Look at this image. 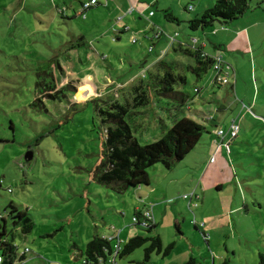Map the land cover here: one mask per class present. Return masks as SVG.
I'll return each mask as SVG.
<instances>
[{"label": "rangeland", "instance_id": "rangeland-1", "mask_svg": "<svg viewBox=\"0 0 264 264\" xmlns=\"http://www.w3.org/2000/svg\"><path fill=\"white\" fill-rule=\"evenodd\" d=\"M99 1L102 4L83 19L79 0H0V226L13 231L18 252L26 253V260L15 264H64L74 245L85 249L95 235L117 237L118 233L121 245L135 235L158 236L164 248L174 245L165 258L154 253L150 264L175 259L183 264L191 257L197 264H213V260L215 264H263L259 253L264 252V30L262 44L249 52L218 50L238 72L233 86H212L211 69L197 77L185 67L188 62L196 65L193 58L171 53L184 65L168 60L162 74L169 67L176 77L185 79L186 83L175 84V90L186 101L149 91L151 104L125 119L140 145L158 141L182 118L204 126L202 139L170 168L163 164L149 168L148 186L118 194L93 178L107 128L103 122L107 116L100 110H106L105 102L123 103L130 97L131 89L121 85L131 77L138 75L147 86L149 73L141 72L140 59L155 60L156 53L149 54V47L169 40H155L149 23L137 24L134 15L115 12L113 0L109 6ZM185 1L195 7L185 15L172 1L173 10L183 19L205 12L200 0ZM209 1L205 0L207 6ZM258 1H250L249 12L258 8ZM57 5L60 11L66 10L68 19L59 15ZM158 14L162 21L157 26L178 31L177 41L186 49L205 42L210 53L216 51L213 45L219 43L218 36L243 20L216 21L205 30L192 31L187 23H168L163 12ZM119 16L125 20L118 21ZM126 27L130 31H118ZM82 38L84 45L71 49L67 57L66 47ZM234 46L241 43L236 41ZM56 56L70 76L80 80L81 94L78 89L71 104L46 100L48 112H39L31 107L37 73ZM131 56L138 64L130 63ZM223 104L228 108L224 112L219 110ZM234 119L240 126L238 137L226 140L228 149L218 148L215 133L220 128L227 131ZM28 152L33 154L31 160L25 159ZM147 190L152 193L140 198ZM193 191L199 198L190 205L183 196ZM243 201L248 203L246 209ZM11 203L28 213V234L13 225ZM155 204H159L154 209L158 226L146 231L133 224L135 207ZM238 206L240 210L232 211ZM194 221L205 225L201 231L210 235L208 242ZM149 245L119 257L117 264L143 261Z\"/></svg>", "mask_w": 264, "mask_h": 264}, {"label": "trees", "instance_id": "trees-1", "mask_svg": "<svg viewBox=\"0 0 264 264\" xmlns=\"http://www.w3.org/2000/svg\"><path fill=\"white\" fill-rule=\"evenodd\" d=\"M250 1L252 0H217L214 6L205 10L200 17L187 22L189 29L192 31L205 30L213 26L216 21L229 23L242 16L250 8ZM55 8L63 18H69L65 15L66 12L64 10L60 11L57 7ZM164 15L168 21H178L169 12H164ZM178 22L181 23L180 21ZM82 45H84L83 38L77 44L66 47V51H68L67 57L70 55L71 49ZM182 51L191 55L189 49H183ZM198 57L199 55H197ZM210 66L212 68V62L207 59L200 67L187 68V70L200 77L203 67L209 68ZM79 83L80 80L70 76L67 68L62 65L60 57H54L53 62H49L45 69L37 73L36 98L31 103L32 109L39 112H48L46 100L58 103L67 101L71 104V96L74 98L78 89L79 95L81 94ZM180 83H186L185 79L180 76L176 77L173 69L167 67L163 78L156 84L159 90L154 92L167 98H180L184 102L186 101L184 95L175 90V84ZM151 100L148 88L139 86L135 88L133 96L127 98L123 103L119 100L105 102L106 110H100L101 114L107 116V119L103 120L104 123H107V128L105 129L106 135L102 143L100 163L93 172L94 181L99 185L109 188L118 194H123L130 189L137 190L140 187L148 186L150 179L147 170L149 168L156 164H163L166 168H170L174 163L182 161L192 152L202 139L203 131L205 130L204 126L190 118H182L176 121L158 141L140 145L125 117L138 108L147 107L151 104ZM226 140L230 141L231 138L227 137ZM9 208L12 209L9 212V216L13 225L21 228L24 234H28L31 228V219L28 217V213L20 212L13 203H11ZM141 213L142 211H138L135 215ZM4 221L6 222V219ZM155 226L149 228L138 227L146 231H152ZM195 226L203 230L199 228L198 224ZM15 240L16 236L13 231L9 233L6 225L0 226V257L2 258L0 264H15L16 261L21 263L26 260V253L20 254L18 252ZM112 242L106 237L95 236L86 245L84 259L89 263L99 259H107L115 249ZM146 243H150V245L145 248L144 260L133 264H150L154 253L166 257L174 248L173 244L164 248L158 236H134L129 238L124 245H121L118 258L133 253ZM259 257L264 264V252L259 253ZM186 264H197V261L191 258ZM223 264H229V262L225 261Z\"/></svg>", "mask_w": 264, "mask_h": 264}, {"label": "crops", "instance_id": "crops-1", "mask_svg": "<svg viewBox=\"0 0 264 264\" xmlns=\"http://www.w3.org/2000/svg\"><path fill=\"white\" fill-rule=\"evenodd\" d=\"M74 1H76V0H72V2H74ZM85 1H89V0H79L81 5H82V2H85ZM97 1H98V6L102 4V3H100L99 0H97ZM113 1H114V3H112V6H113V10L115 12H118V13L124 12L127 15H130V14L134 15L135 16L134 19L137 22V24H140L141 22L146 21L147 23H149L150 27H149L148 30L150 32H153V28L154 27H158V28H162L163 29V27L157 26V24L161 23V21H162L160 15L159 14L157 15V12H163V14H164V12H169V13L173 14V16L178 21L186 24L188 21H190L192 19L188 18L187 20H185V19H183L182 14L185 15L184 14L185 12H193L194 9H195L193 4L187 3L185 0H180V1H178L177 4H176V1L174 2V0H113ZM172 1H173V3H175V7L176 8H183V10L181 11L182 14L181 13H175V11L173 10ZM216 1L217 0H215V1L214 0H210L208 2V4L210 3V5L207 6L206 5L207 3L205 2V0H200V4L199 5H201L204 8V11H205V10L213 7L214 4L216 3ZM109 2H110L109 0H105L106 6H109V4H110ZM212 3H213V5L211 6ZM257 4H258L257 5L258 8L256 10H252V12H249L250 11L249 10L250 8H249L242 16H240L239 18L233 20V21H236L238 19H243V20H240V21H244V19H249L250 22H240V21L239 22H235V23L232 24L230 29H225L224 32H222L220 34V36H218L219 43H215L213 45L214 48H215L214 50H216L215 52L210 53V51L209 52L206 51L205 42H203L202 44H200L197 47L198 48L202 47L203 51L205 53L211 55V56H213V55H222V54L218 53L219 49H225V50H228L229 52H237V50L240 49V50H243L245 52H249L250 48H252V47L253 48H258L259 45H261L262 42H263V39H261V33L264 30V27L263 28H261V27L264 26V0H259L257 2ZM58 6L59 5H57V8L61 9V7H58ZM209 6H211V7H209ZM131 7H134L135 11L132 12V13H129V9ZM7 8H8V6L5 7L4 9L7 10ZM62 9H64V8H62ZM64 12H66L65 9H64ZM152 12H153V15L151 16ZM164 17H165V15H164ZM151 19L153 21H151ZM124 20H125V17L123 18V21ZM178 21H168L167 20L168 23L180 24ZM233 21H231V22H233ZM260 21H263V22H260ZM163 30L166 33L170 34V35H174L176 33L177 34L179 33L178 31H175V30L173 32H170L171 28H167V30H165V29H163ZM118 31L124 33V30H122V31L118 30ZM120 34H122V33H120ZM146 34H148V33H146ZM216 34L218 35V33H216ZM212 35H213V33H212ZM163 38H161L160 40H162ZM116 39L118 41L121 40L120 37H116ZM147 39L151 40V38H147ZM165 40H167V39L165 38ZM236 41L241 43V47H236L235 48L234 43ZM158 43H159L158 41L154 42L153 43L154 50L151 53L149 52V54L156 53L155 54V60L154 59H151V60L140 59L141 61H140V65L139 66H142L141 72H143V71L145 72L147 70V72L149 73L150 81H148L147 86H146L149 91H157V90H159V88H158V86L156 84L163 78L165 72L162 74V68L166 66L168 60H170L169 64H177L179 66L184 64V63H182L180 61L174 60L172 55H171V53H173V54H176L175 57H180V56H182V53L184 54V52L182 50L183 49L186 50V48L184 47L183 42L177 41V39H176L174 42L170 41L168 44L166 42H163L162 43L163 45L162 44L158 45ZM158 49L160 50L159 53H157ZM187 49H189L190 52H191V55L188 54V56L195 60L196 65L194 66L191 62H188L185 65L186 68L189 69V68H193V67H200L201 64H203V62L207 61V58L202 56L201 53L198 52L197 50H194L193 48H188V47H187ZM178 54H180V55H178ZM197 55H199L198 58H197ZM224 58H225V60H227L225 56H224ZM130 63L132 65L138 64V63H136L133 60L132 56L130 57ZM227 66H229L228 70H230V72H232V75H233V78H232L231 82L232 83L234 82V83L230 84V86H233L235 84V82H236L237 73L238 72L235 69V67L233 66V64H231L230 62L227 63ZM203 68H204L203 69L204 71L206 69H208V70L211 69L212 70L211 66L209 68L208 67L207 68L203 67ZM203 70L200 72V78L202 77V73L204 72ZM146 79H147V77H146ZM91 80L94 83V80L93 79H91ZM144 83H145L144 80H140L138 75H135V76L131 77L127 81V83L125 85H121V88L125 89L126 86H127L128 89H131L132 93L129 94L130 95L129 98H131L133 96L135 88L139 87V86H145ZM215 84L216 83L213 82V70H212L211 85L213 86ZM216 85H218V84H216ZM220 86H224V85H220ZM94 91L96 92L97 89L94 88ZM113 101H116V100H113ZM244 107H246V106L244 105L243 108ZM227 109L228 108L224 104L221 105V107L219 108V110H221L222 112L226 111ZM248 109L251 110L252 106L248 107ZM233 122H237L238 123L237 119L232 120L230 122V124H232ZM232 141L233 140L231 139L230 142H232ZM230 142H229V144H230ZM229 144H228V147H225V148L228 149L229 148ZM150 193H152V192L147 190L146 193L142 192V193L139 194V196H140V198H145V196H149ZM242 205H243V208L246 209L247 206H248L247 201H243ZM143 207H141V206L135 207L134 208L135 209V214H136V212L143 211L146 208H152V211H153L154 216H155L154 209L156 207H159V204H157V205L155 204V205H153L151 207H145V206H143ZM241 207L242 206L235 207L232 211L236 212V211L240 210ZM155 220H156V216H155ZM158 225L159 224L156 221V226H158ZM202 233H204V231ZM95 236H98V235H95ZM101 236L102 237H106L107 235H101ZM116 236H119V233ZM129 238H131V237H129ZM117 239H118V242L121 243L120 239L119 238H117ZM118 242H115V240H113L112 245L115 246ZM15 243H16V240H15ZM84 251H85L84 248H81L80 246L74 245L73 249H71L69 251L68 256L65 257L66 263H64V262L63 263L64 264H80L81 261L84 259ZM184 258L182 259V261L184 260ZM212 263L215 264V261L213 260ZM57 264H59V263H57ZM116 264H117V261H116ZM166 264H178V262L175 259V260H169V262L168 263L166 262ZM179 264H181V261L179 262ZM183 264H186V263H183Z\"/></svg>", "mask_w": 264, "mask_h": 264}, {"label": "built area", "instance_id": "built-area-1", "mask_svg": "<svg viewBox=\"0 0 264 264\" xmlns=\"http://www.w3.org/2000/svg\"><path fill=\"white\" fill-rule=\"evenodd\" d=\"M98 5V1L97 0H89V1H85L82 3V11L80 13V15L82 16L83 19L86 18V14L87 12L96 7ZM191 9V8H190ZM135 11L134 7H131L129 9V13H132ZM142 15V14H141ZM153 15V12L151 13V16ZM124 16H119L118 17V21H122ZM130 31L129 28H125L124 32ZM153 32L155 35V40L161 39V38H167L169 41L174 42L179 34H174V35H170L168 33H166L163 29L158 28V27H154L153 28ZM153 41V40H152ZM134 43L137 42V40L133 41ZM194 42V40L192 41ZM194 50H197L198 52L201 53L202 56H204L207 59H210L212 62V69H213V82L216 84H223V85H230L231 84V80L233 78L232 72H230L229 66H227V62L225 61V58L223 55H209L207 53H205L203 51L202 47H197V46H193L192 47ZM154 50L153 45L149 47L148 52H152ZM105 59V57H104ZM195 91L197 93L200 92L199 88H195ZM239 131H240V126L237 122H233L230 125V128L226 131L224 129H218L216 132V135L218 137V139H220V141L218 142V148H222V147H228L229 142H226V138L230 137L232 140L236 139L239 135ZM183 198L185 200L189 201V204L191 205V203L193 202V200L196 198H199V195L197 194V191H193L189 194H185L183 196ZM133 223L136 224L137 226H140L142 228H149L152 226L156 225V220H155V216L154 213L152 211V208H146L142 211L141 214L135 215V217H133ZM194 224L197 225V222L194 221ZM199 228L203 229L204 228V224H200L198 225ZM204 239L206 241H209L210 239V235L203 233ZM115 238H119V236L117 237H106V239L110 240L111 242L115 239ZM121 250V243L118 242L115 245V249L113 251V253L107 258V259H99L95 262H87L85 259H83L81 261L80 264H116L117 258H118V252ZM2 262V258L0 257V263Z\"/></svg>", "mask_w": 264, "mask_h": 264}, {"label": "water", "instance_id": "water-1", "mask_svg": "<svg viewBox=\"0 0 264 264\" xmlns=\"http://www.w3.org/2000/svg\"><path fill=\"white\" fill-rule=\"evenodd\" d=\"M32 157H33V154H32V152H28V153L26 154V157H25V159H26V160H31V159H32Z\"/></svg>", "mask_w": 264, "mask_h": 264}]
</instances>
